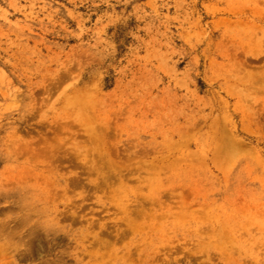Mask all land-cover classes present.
<instances>
[{
  "label": "rangeland",
  "instance_id": "1",
  "mask_svg": "<svg viewBox=\"0 0 264 264\" xmlns=\"http://www.w3.org/2000/svg\"><path fill=\"white\" fill-rule=\"evenodd\" d=\"M0 264H264V0H0Z\"/></svg>",
  "mask_w": 264,
  "mask_h": 264
}]
</instances>
